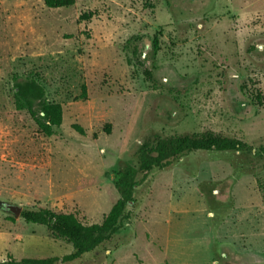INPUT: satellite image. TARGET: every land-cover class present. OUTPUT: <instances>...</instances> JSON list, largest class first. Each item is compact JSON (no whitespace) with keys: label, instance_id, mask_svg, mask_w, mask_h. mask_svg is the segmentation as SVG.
Listing matches in <instances>:
<instances>
[{"label":"rangeland","instance_id":"374dc122","mask_svg":"<svg viewBox=\"0 0 264 264\" xmlns=\"http://www.w3.org/2000/svg\"><path fill=\"white\" fill-rule=\"evenodd\" d=\"M136 35L155 87L129 63L125 45ZM15 77L36 79L62 106L53 136L16 109ZM209 131L264 146V0H76L59 9L0 0V262L74 251L8 205L101 224L120 198V168L138 167L146 139ZM130 211L98 251L56 264H264V160L254 156L186 155L152 172Z\"/></svg>","mask_w":264,"mask_h":264},{"label":"trees","instance_id":"16d2710c","mask_svg":"<svg viewBox=\"0 0 264 264\" xmlns=\"http://www.w3.org/2000/svg\"><path fill=\"white\" fill-rule=\"evenodd\" d=\"M50 9L69 8L76 0H43ZM142 37H132L125 49L129 53V63L137 71H142L144 80L151 86L157 84L153 71L147 66L149 58L140 50ZM158 52V41H154L153 59ZM15 106L19 111H26L34 120L42 134L54 135L55 130L63 123V108L59 104L50 103L45 97L44 87L33 78L15 77ZM75 130L84 134L81 127ZM238 153L254 156L264 160V146L254 148L250 144L234 138L224 137L214 132L192 135H174L170 137L155 136L146 139L137 151L138 167L123 165L117 176L116 189L119 200L101 224L84 225L73 214H59L48 209H24L21 218L28 224L47 227L56 239L68 241L74 251L62 258L21 259L10 257L0 264H56L70 263L93 254L104 244L110 242L123 228L125 222L132 220L130 206L136 203V193L150 174L154 171H165L171 168L184 156L195 152ZM211 206L214 197L204 191ZM215 208H213V211Z\"/></svg>","mask_w":264,"mask_h":264},{"label":"water","instance_id":"95a60500","mask_svg":"<svg viewBox=\"0 0 264 264\" xmlns=\"http://www.w3.org/2000/svg\"><path fill=\"white\" fill-rule=\"evenodd\" d=\"M6 209L13 213L16 217H20L23 211L22 207L16 205H8Z\"/></svg>","mask_w":264,"mask_h":264}]
</instances>
